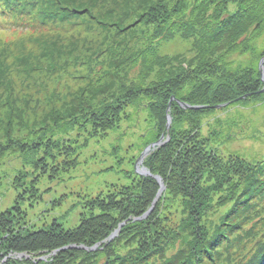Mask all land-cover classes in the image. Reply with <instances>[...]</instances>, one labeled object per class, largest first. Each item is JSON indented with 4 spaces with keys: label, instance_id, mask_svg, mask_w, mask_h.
Masks as SVG:
<instances>
[{
    "label": "trees",
    "instance_id": "obj_1",
    "mask_svg": "<svg viewBox=\"0 0 264 264\" xmlns=\"http://www.w3.org/2000/svg\"><path fill=\"white\" fill-rule=\"evenodd\" d=\"M13 1L0 0V22H6V15L14 4ZM230 4H235V11L228 10ZM138 8L142 11L138 15L141 27L136 30L132 27L124 31L118 29L124 38L112 44L114 50L107 57L96 59L94 65H100V68H89L85 77L87 82L79 89L82 96L78 97H87V102L80 103V111H72L71 106H68L66 111L50 112L44 121L50 126H41L39 132L36 131V138L22 141L17 128L23 112L18 110L15 103L13 105L10 102L11 96L6 95L4 104L10 106H7L0 116V129L4 132L8 146L0 150V153H18V158L22 161L19 166L7 164L16 174L14 179L17 182L19 180V184L13 186L20 188L21 192L23 189L35 190L34 178L37 182V176L39 177L41 172L48 171L50 178L55 179L62 172H68L78 165L76 151L84 145L78 143L80 139L87 142L92 137L99 136L95 135L99 131L104 137L108 131L117 127L120 129L122 121H130L128 110L132 108L135 115L139 110L145 111L151 121L142 137L143 143L139 153L164 135V143L142 160V167L148 169L150 176L139 174L130 185L121 190L116 188L115 192L107 196L85 197L86 209L79 213V222L71 229L61 228V224L57 222H50L39 228H36L35 224H29L26 221V211L21 210L23 195L19 200L17 196L9 209L0 211V264L202 263L203 258L194 253L192 255L189 251L192 245L188 240L183 241L187 242L188 248L175 251L169 257H162L165 255V242L173 246L180 239V230L175 227L158 230L153 218L163 200H181L176 197L180 192L184 201H189L191 196H195V190L191 188L192 181L195 180H198L194 184L198 191L196 196L201 198L193 199V202H196L193 203L194 209L191 203L187 207L183 206L193 218L200 219L202 202H206L208 198L207 203H210L209 198L218 197V168L223 160L218 149L221 144H226L229 136L221 140L223 130L219 128L220 125L203 135V120L216 110L214 106L218 104L228 103L216 112L225 111L241 103L253 105L264 102V92L258 93L262 87L258 60L264 58V49L256 51L253 44L264 30V0H140ZM4 9L8 11L4 13ZM129 10L124 14L118 11L121 15L118 24L123 17L131 14L129 12L132 8ZM97 16L106 17L101 12H98ZM244 22L248 23L240 29ZM232 32L236 35L231 37ZM230 37L231 40L225 45L212 49ZM191 38L194 41L192 50L197 55L189 60L185 56H172L161 51L168 41L184 42ZM132 43L141 45L132 49ZM239 46L241 48L238 55L253 51V56L244 65H233L226 60L230 51L226 55L223 54L227 50L238 49ZM134 50L136 51L133 52ZM144 58L161 59L159 70L154 72L156 79L149 81V75L154 69H146L142 63ZM141 59L144 61H140L138 74L130 75ZM252 60H255V64ZM241 96L245 97L238 99ZM178 101L190 106L207 107L185 109ZM77 103L78 101H73L74 109L78 107ZM167 113L171 116L168 130ZM126 127L130 128L131 124ZM71 134L72 138L69 137ZM37 160L47 166L46 162H49V169L41 172V167L34 169L37 167ZM258 161L262 162L257 165L256 171H261L259 169L264 167V158ZM207 174L216 175V179L205 180L203 177ZM154 176L160 177L165 186L158 196L156 195L160 185ZM241 178H244L241 185H236L237 181L233 183L235 190L231 204L227 207V214H232L241 204L247 205L244 202H251L260 189V184H256V180L250 176ZM209 183L214 184L213 189ZM45 191H48V188ZM36 192H32L36 194L35 199L38 197ZM62 196L65 195L53 199L50 208L61 204ZM259 203L260 201H252V205L247 207L257 206ZM32 204L33 202L30 203ZM151 206L152 209L148 212ZM246 213L248 212L244 210L242 215ZM246 217L244 216L242 221ZM212 223L213 221L210 224ZM116 229L117 234L108 239ZM203 232L205 235L206 231ZM216 232L219 233L214 234L211 241L215 242L217 237L223 235L220 228H217ZM129 235L136 240L133 241L135 244L127 243L121 253L120 245L117 248V244L127 240ZM261 238L260 243L253 246L249 259L243 264H264V232L259 236V240ZM206 248L200 247V251L207 253ZM22 253L23 259L14 258ZM159 258L161 260H157Z\"/></svg>",
    "mask_w": 264,
    "mask_h": 264
},
{
    "label": "rangeland",
    "instance_id": "obj_2",
    "mask_svg": "<svg viewBox=\"0 0 264 264\" xmlns=\"http://www.w3.org/2000/svg\"><path fill=\"white\" fill-rule=\"evenodd\" d=\"M23 1L25 3H22ZM139 1H13L14 4L11 5L6 15V22H0V107L6 101V95L9 94L10 102L13 105L15 103L18 110L23 112L22 120L17 128L22 141L36 138V131L39 132L41 126L46 128L50 126L44 122L48 118L46 115L50 112H63L69 109L68 106H71L70 109L75 112L81 110L80 103L87 102L85 100L87 97L82 98L79 89L87 82L85 77L89 68H100V65L96 67L94 65L96 59L107 57L114 50L112 44L124 38L118 29L124 31L132 27L136 30L141 27L138 15L142 11L138 8ZM21 3L23 7H21ZM234 5L230 4L228 10L235 11ZM129 8H132V11L129 12L131 14L123 17L121 23L118 24V19H121L118 11L124 14ZM7 11L4 9V13ZM98 12L103 13L106 17L99 18ZM247 23H242L240 29ZM233 33L235 32L230 34L231 37L236 35ZM231 37L212 49L222 47L231 40ZM193 43V38L184 42L168 41L163 45L161 51L163 54L172 56H185L189 60L195 54L197 55L192 50ZM253 44H255L256 51L264 49V30L261 31ZM133 45L132 49H137L141 44ZM240 48L239 46L238 49L225 51L223 55L230 51L226 55V60L232 62L233 65H244L247 61L249 62L253 51L238 55ZM144 59L138 60L130 75L138 74L140 61H144ZM260 60L261 58L258 63ZM252 61L255 64V60ZM142 63L145 64L146 69H154L149 75V81L156 79L154 72L159 70L158 64H161V59L149 60L147 58ZM261 80L262 87L258 93L264 92V73ZM85 87L87 88V86ZM79 95L81 96L78 97ZM244 97L241 96L238 99ZM74 100L79 103L75 109L72 107ZM222 104L227 105L228 103ZM7 106L10 105L4 104L0 108V116ZM224 106L214 107L216 110L209 117L204 118L202 127L203 135H206L214 127L216 128V125H220L219 128L223 130L221 140L229 136L226 144H221L218 149L223 160L218 168L220 176L217 179L218 186H223V188L217 187L218 197L209 198L210 203H207L208 198L206 202H202L203 207L199 214V220L193 218L183 208L191 203L194 209L193 203L196 202H193V199L201 198L196 196L198 191L194 188V184L198 180L192 181L191 188L195 190V196H191L189 201H184L183 194L177 191L179 194L176 197L181 200L171 199L161 202L164 205L160 204L157 214L155 213L156 216L153 218L155 228L164 230L167 227H175L180 230V239L173 246L165 242V255H162L164 258L184 247L188 248L187 242H183L188 240L192 245L189 250L192 255L194 253L199 258H203L201 264H243L246 259H249L254 249L253 246L258 245L262 240V238L259 240V236L264 232V167H260L261 171H256V168L262 162L258 160L264 158V102L253 105L241 103V105L229 107L225 111L216 112L222 110ZM128 112L131 122L122 121L120 129L117 127L110 130L104 137L99 131L95 134L99 136L92 137L87 142L80 139L78 143L84 145L76 151L78 165L68 172H62L59 177L51 179L48 171L42 173V170L49 169V162H46L47 166L44 162L40 163L37 160L35 162L37 167L34 169L41 167L39 170L41 174L39 177L37 176V182L34 178L35 190L23 189L24 191L21 192L20 188L13 186V184H19V180L17 182L14 179L16 174L7 164L19 166L22 161L19 160L18 153L9 154V151H4L3 155L0 153V211L9 209L16 197L18 196L19 200L23 195L21 210L26 211V221L29 224H35L36 228H39L50 222H57L63 229L76 227L79 222V213L86 209L84 208L85 197L107 196L111 192H115L116 188L121 190L125 188L124 186L130 185L136 176L142 175L139 173V171L142 172V163L135 167V162L143 151L139 153L143 143L142 137L151 121L145 111L139 110L135 115V112L133 113L130 108ZM129 124L131 127L127 128L126 126ZM92 133L93 131L90 134ZM72 136L71 134L69 137L72 138ZM164 141L163 138L162 144ZM7 146L8 142L4 139V132L0 129V150L6 149ZM59 160L61 161L62 158ZM143 167L148 171L145 166ZM243 176L245 179L250 176L251 179L256 180V184H260L257 195L251 200V202L260 201V203L249 208L247 206L251 202L247 201L244 202L247 205L241 204L232 214H227V207L231 204L230 201L234 195L232 193L235 190L233 183L237 181L236 185H241ZM203 178L205 180L216 179V175L207 174ZM161 182L164 186L162 180ZM209 185L214 188V184L209 183ZM202 186L201 184L200 188ZM47 188L48 191H45ZM35 191L38 196L36 199V194L32 193ZM62 194L65 196L61 197V204L50 208L53 199H58ZM223 198L226 200L224 201ZM32 202L33 204L30 205ZM244 210L248 213L242 215ZM244 216L247 217L242 221ZM211 221H213L212 224H210ZM215 224L216 226L218 224L217 228L222 229L223 235L217 237L214 242L211 241L212 236L219 233L216 232ZM204 230L206 231L205 235ZM110 236L108 239L112 238ZM133 241L136 240L129 235L127 240L117 244V248L120 245L119 251L123 253L127 243L135 244ZM200 247H207V253L200 251ZM23 254L15 255L14 258L23 259Z\"/></svg>",
    "mask_w": 264,
    "mask_h": 264
},
{
    "label": "water",
    "instance_id": "obj_3",
    "mask_svg": "<svg viewBox=\"0 0 264 264\" xmlns=\"http://www.w3.org/2000/svg\"><path fill=\"white\" fill-rule=\"evenodd\" d=\"M258 68H259V71H260L261 76H263V73H264V58H261V60L259 61V63H258ZM242 97H244V96H242ZM171 100H173V97L171 98ZM178 102H179V101H178ZM169 103H170V102H169ZM179 104H180V106H182V107L185 108V109H187V108H189V109H197V108H205V107H207V106H190V105L185 104V103H183V102H179ZM168 105H169V104H168ZM224 105H225V104H221V105H217V106H214V107H215V108H219V107L224 106ZM166 117H167L166 130H168L169 125H170V122H171V116H170L169 113H167ZM163 138H164V135L162 134V135L160 136V138H159L156 142L150 143L149 145H147V146L143 149V151L140 153V155H139L138 158L136 159L135 167H137V166H136L137 164H139V163L141 164L143 158H144L146 155H148V154H149V153H150V152H151L156 146L162 144V140H163ZM139 173H141L142 175H149V176H150V173H149L144 167H142V172L139 171ZM154 178L157 180V182H158L159 185H160V189H159V191H158V193H157V195H156V196H158V195L160 194L161 190L164 188V186H163V184H162V182H161L160 177H158V176H154ZM151 209H152V206L149 208L148 212H149ZM148 212H146V213H148ZM117 231H118V230L116 229V231H115L110 237H113V236L116 234Z\"/></svg>",
    "mask_w": 264,
    "mask_h": 264
}]
</instances>
